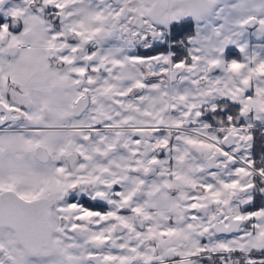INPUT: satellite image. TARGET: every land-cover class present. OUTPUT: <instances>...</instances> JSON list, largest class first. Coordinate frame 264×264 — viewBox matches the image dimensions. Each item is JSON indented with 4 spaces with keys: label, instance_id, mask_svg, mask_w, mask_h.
Here are the masks:
<instances>
[{
    "label": "snow or ice",
    "instance_id": "snow-or-ice-1",
    "mask_svg": "<svg viewBox=\"0 0 264 264\" xmlns=\"http://www.w3.org/2000/svg\"><path fill=\"white\" fill-rule=\"evenodd\" d=\"M0 264H264V0H0Z\"/></svg>",
    "mask_w": 264,
    "mask_h": 264
},
{
    "label": "trees",
    "instance_id": "trees-1",
    "mask_svg": "<svg viewBox=\"0 0 264 264\" xmlns=\"http://www.w3.org/2000/svg\"><path fill=\"white\" fill-rule=\"evenodd\" d=\"M258 148H259V145L257 146V150H258Z\"/></svg>",
    "mask_w": 264,
    "mask_h": 264
}]
</instances>
